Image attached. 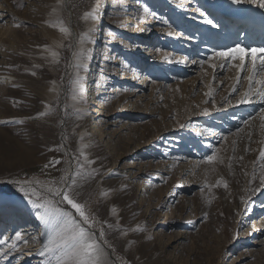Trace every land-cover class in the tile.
Returning <instances> with one entry per match:
<instances>
[{"label": "rangeland", "instance_id": "1", "mask_svg": "<svg viewBox=\"0 0 264 264\" xmlns=\"http://www.w3.org/2000/svg\"><path fill=\"white\" fill-rule=\"evenodd\" d=\"M181 1L191 10L198 3L171 4ZM172 6L165 0H65L64 7L61 0H17L11 11L0 8L6 36L0 72L13 77L8 88L0 81V121H14L0 124V264H17L21 258L26 264H48L49 257L39 251L50 228L13 181H39L33 186L42 191L48 181L75 170L74 157L81 151L94 161L85 170L94 168L99 175L80 183L79 201L107 221L106 238L115 249L108 250L109 264H264L259 181L264 101L252 95V103L237 104L249 88L248 71L235 67L238 58L214 57L216 50H205V42L191 41L168 18ZM93 8L98 19L88 28L83 14ZM68 20L76 39L85 37L88 43L79 71L84 92L76 93V101L77 73L70 70L77 53L74 34L64 40L57 63L41 51L57 25L66 27ZM164 20L172 25L169 30L185 34L174 46ZM12 38L16 47H10ZM142 42L149 49L142 50ZM184 42L196 48L189 56ZM251 59L246 57L248 66ZM94 63L102 78L98 102L88 99L86 86ZM218 64L224 66L212 67ZM148 66L142 88L138 76ZM48 85L56 87L51 97L43 94ZM234 85L237 90L230 93ZM214 152L216 160L204 162ZM218 180L227 188L217 186ZM241 197L249 201L247 207ZM248 206L257 210L252 232L249 220H243ZM16 232L29 243L15 242Z\"/></svg>", "mask_w": 264, "mask_h": 264}, {"label": "snow or ice", "instance_id": "2", "mask_svg": "<svg viewBox=\"0 0 264 264\" xmlns=\"http://www.w3.org/2000/svg\"><path fill=\"white\" fill-rule=\"evenodd\" d=\"M230 4L233 5H242V4H255L257 7L264 9V0H229ZM116 7V5H113ZM144 12H149V9L145 7ZM197 14L202 18V22L206 25H209L213 28H219L221 25L215 20L214 17L207 11H204L200 8L197 10ZM154 15V14H153ZM91 17L93 21L98 19L97 8H93L90 12L85 13V18ZM3 20V14H0V21ZM163 23L168 26L169 29L172 28V25L169 24L168 20H164ZM19 27V25H15ZM56 27V25H53ZM143 30V29H142ZM59 31L64 34L69 33V29L64 26L59 27ZM166 35L169 37H174L177 39L185 38L183 32H177L174 30H168ZM191 36L189 35V39ZM89 42L90 37L87 38ZM81 47L77 53H74L76 56L77 63L74 65L77 71V77L74 81V94L72 96L73 101L77 100L76 93L84 92V85L82 78L79 76V69L82 68L83 64L87 60L88 50L83 47L85 43V37H81L79 41ZM159 51V49H157ZM257 53H261L260 56H257ZM52 57L56 59L58 53L52 51ZM214 57H222L226 60H236L239 59V63L235 65L241 71L247 70L248 75L245 77L248 81L249 88L237 100V104H247L252 103V95L258 96L260 101H264V48H246L241 44L237 43L232 47L225 48L223 50H218L213 52ZM251 56V66H248L246 57ZM165 60L169 59L167 55L164 57ZM259 61V63H257ZM180 61L178 60L177 63ZM196 63V61H193ZM223 67L224 65H219ZM212 67H217V65H212ZM35 75V73H33ZM260 76V79H256L257 76ZM237 79H240L239 73ZM254 85H259L253 92ZM237 90L234 85L232 91ZM210 95V94H209ZM86 102V101H84ZM77 111H80L79 109ZM207 112V109H205ZM261 120H264V108L260 109ZM46 115V113H39L38 116ZM14 121L3 120L0 121V124L12 123ZM245 124H248V121H244ZM184 127V125H181ZM264 128V124L261 125ZM238 131H240L238 129ZM223 140L227 141L228 137H222ZM235 143V142H233ZM84 147H87L85 145ZM250 150V149H246ZM219 149H217V152ZM80 157H83V162H81ZM76 161L75 170L68 174L61 176L59 180L48 181L47 186L42 190L38 191L34 184H39V181L25 180L23 182L13 181V183L20 184L19 191L24 194L25 197L29 198V202L32 207L37 209V214L40 220L50 228V234L46 242L42 244V250L39 251L41 257H49L48 264H109V251H115L112 244L109 243L106 238V232L104 225L107 224V221L101 222L96 218V216L91 211L87 202H80V192L77 191V188L80 186L81 182H86L89 179L99 175V172L96 169H91L86 171V165H91L94 163L93 160H90L85 152L81 151L78 157H74ZM243 159L242 157L240 158ZM259 159L264 161V147L259 150ZM216 160V153L207 155L204 157V162L212 163ZM223 161H221L222 163ZM56 164L60 161H55ZM48 167V165H45ZM261 172L259 175V181L261 188H264V163L259 165ZM223 184L227 188L226 181H217V186ZM253 191H260V189H254ZM102 195L107 196L108 193H102ZM245 206L247 207L248 200H245L241 197ZM112 211L115 212V207L112 208ZM108 228H112L113 225L108 224ZM140 231L139 226L135 229ZM35 239V238H33ZM15 242H22L24 245L29 243V240L24 238L20 232L15 233L14 237ZM15 242L12 244V247H15ZM7 255V253H5Z\"/></svg>", "mask_w": 264, "mask_h": 264}, {"label": "bare ground", "instance_id": "3", "mask_svg": "<svg viewBox=\"0 0 264 264\" xmlns=\"http://www.w3.org/2000/svg\"><path fill=\"white\" fill-rule=\"evenodd\" d=\"M13 1H17V0H3L2 4L0 3L1 4L0 8L3 9V11H7V12L11 11V5H13ZM171 1L165 0L167 5L168 4L173 5L172 8L170 9L169 13L167 12L169 14L168 18L172 19L173 22L176 23V25L179 24L180 29L186 30L187 31L186 33H189L191 36V41L196 40L199 42H205V44H206L205 50L206 49L207 50L213 49L216 51H217V49L223 50V49L227 48L229 45H233L235 43H239L246 48H249L250 46H253L256 48H264V9L257 7L255 4L250 5V4L245 3L242 5H233V4L229 3V0H196L198 3L195 5L194 9L191 10L192 7H190L191 9L186 7L184 1H181L180 4H178V3L171 4ZM192 1L193 0H191V2ZM185 2H189V0L185 1ZM191 2L189 4L193 3V2L192 3ZM61 4L64 7L65 0H61ZM243 7H247L248 11L247 12L243 11L242 10ZM198 8L209 12L211 14V16L214 17L215 20L221 26L217 29V28H213L209 25L204 24L202 22V18L197 14L196 10ZM85 13H87V12H84V14H83L84 21L88 25V28H90V26L93 25V23L95 21H93L91 19V17L85 18ZM55 14L56 13H54V15ZM59 27L60 26L57 25V30H53V33L51 35H49L50 45L43 47L41 49L42 54L45 55L46 57H48L49 61L54 63V64L57 63L58 60H60V49L64 45V40L67 38L73 39V37H72L73 34L75 37V31L72 33V31H73L72 24H70L69 20H68L67 26H66L69 29L68 34L61 33L59 31ZM163 30H165L167 32L169 30L168 26H166V29H163ZM196 31H198V34ZM14 32H15V30H14ZM15 38H16V36H15ZM15 38H12L9 40L10 47L11 46L16 47L15 46L16 45L15 44V41H16ZM105 38H106V36H105ZM169 38H170L172 46H174V44L178 43L177 38H174V37H169ZM5 40H6L5 33H4V31L0 30V44H5L6 43V42L4 43ZM79 41H80V39H76V37H75V39H74L75 49L74 50L77 52L79 51V49L81 47ZM103 42H108V41L103 40ZM101 43H102V40H100V44ZM142 45H143L142 50H144L147 43L142 42ZM83 47L88 48V43L86 41H85ZM184 47L186 49V56H189L191 54V51L196 50V48L192 47L191 44L188 42H184ZM189 48H191V49H189ZM145 49H149V47L147 46ZM52 51H56L59 54L56 59H54L52 57V55H51ZM74 53H76V52L73 51L72 61L70 63V70H73L74 73H77L78 70L74 66L77 63V60L73 59ZM260 55H261V53H257V56H260ZM75 58H76V56H75ZM96 59L97 60L95 63L97 64L101 59V55L99 54L98 58H96ZM257 63H259V61H257ZM96 64L93 66V69L90 70L89 75H88L87 84H86V86L90 90L89 94H88V99L93 101V102H98V99L101 98L100 97L102 94L101 90H103L101 87L102 82L100 83V80L102 78H100L98 68H96ZM219 65H221V64H218L216 69H220ZM250 66H251V61H250L249 67ZM150 68L151 67L148 66L146 68L145 72L142 75L138 76V79H140L138 83L140 84L139 86L142 88L147 84L145 82V79H146L147 74H149L151 72ZM79 71H80V69H79ZM52 74L54 75V77H56L55 75H57V73H55V72ZM246 76H247V74H246ZM12 80H13L12 75L3 74L0 72V81H2L6 85V88L9 87L8 85H10L12 83ZM55 92H56L55 85H48V86H45L43 88V94L45 97H51L55 94ZM231 92H232V90L230 91V93ZM230 93H228V90H226L225 96L227 94H230ZM81 103L82 102H80V105H81ZM254 105L255 104H253V106ZM93 108H96V106ZM205 109H207V108L204 107L203 111H205ZM97 112H98V110L93 109L92 112H90V113H92V115H95ZM94 118H96V117H94ZM263 147H264V144H263ZM245 210H244V212H246V215H244L243 220H245V221L249 220V223H251L250 226L252 228L251 229V232H252L254 227H255L253 216H256L255 212L257 210L254 209V207H252V206L251 207L248 206L247 210L246 211ZM14 222H15V218L10 223L11 227H13L15 225ZM261 223L263 224V222H261ZM3 230L4 229H2V227L0 226V231H1L0 236L4 235V234H2V233H4ZM47 235L48 234L44 235L45 237H44L43 241L47 240V238H48ZM5 241H6V239H4V242ZM43 241H41L40 243H43ZM21 250H23V249H21ZM27 255L29 256L31 254H27ZM16 263L17 264H26V262L23 261L22 258L19 259Z\"/></svg>", "mask_w": 264, "mask_h": 264}, {"label": "trees", "instance_id": "4", "mask_svg": "<svg viewBox=\"0 0 264 264\" xmlns=\"http://www.w3.org/2000/svg\"><path fill=\"white\" fill-rule=\"evenodd\" d=\"M67 53V52H66ZM1 181V180H0ZM14 188H16L15 186H13ZM12 191H14V190H12Z\"/></svg>", "mask_w": 264, "mask_h": 264}, {"label": "water", "instance_id": "5", "mask_svg": "<svg viewBox=\"0 0 264 264\" xmlns=\"http://www.w3.org/2000/svg\"><path fill=\"white\" fill-rule=\"evenodd\" d=\"M62 98V97H61Z\"/></svg>", "mask_w": 264, "mask_h": 264}]
</instances>
